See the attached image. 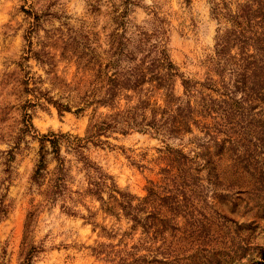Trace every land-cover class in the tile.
<instances>
[{"label": "clouds", "instance_id": "obj_1", "mask_svg": "<svg viewBox=\"0 0 264 264\" xmlns=\"http://www.w3.org/2000/svg\"><path fill=\"white\" fill-rule=\"evenodd\" d=\"M264 264V0H0V264Z\"/></svg>", "mask_w": 264, "mask_h": 264}, {"label": "rangeland", "instance_id": "obj_2", "mask_svg": "<svg viewBox=\"0 0 264 264\" xmlns=\"http://www.w3.org/2000/svg\"><path fill=\"white\" fill-rule=\"evenodd\" d=\"M216 264H231V261L221 257L219 260H217Z\"/></svg>", "mask_w": 264, "mask_h": 264}]
</instances>
